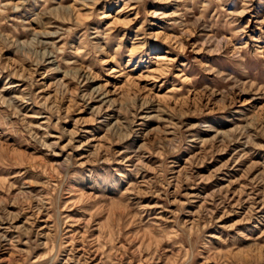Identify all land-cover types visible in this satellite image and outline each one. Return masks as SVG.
Segmentation results:
<instances>
[{
	"label": "rangeland",
	"instance_id": "374dc122",
	"mask_svg": "<svg viewBox=\"0 0 264 264\" xmlns=\"http://www.w3.org/2000/svg\"><path fill=\"white\" fill-rule=\"evenodd\" d=\"M0 264H264V0H0Z\"/></svg>",
	"mask_w": 264,
	"mask_h": 264
}]
</instances>
